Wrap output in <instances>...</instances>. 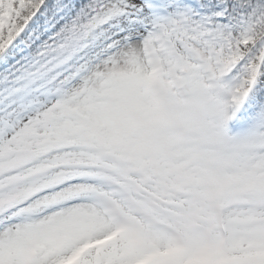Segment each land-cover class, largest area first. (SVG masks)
<instances>
[{"label":"snow or ice","instance_id":"snow-or-ice-1","mask_svg":"<svg viewBox=\"0 0 264 264\" xmlns=\"http://www.w3.org/2000/svg\"><path fill=\"white\" fill-rule=\"evenodd\" d=\"M0 264H264V0H0Z\"/></svg>","mask_w":264,"mask_h":264}]
</instances>
